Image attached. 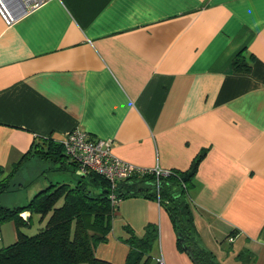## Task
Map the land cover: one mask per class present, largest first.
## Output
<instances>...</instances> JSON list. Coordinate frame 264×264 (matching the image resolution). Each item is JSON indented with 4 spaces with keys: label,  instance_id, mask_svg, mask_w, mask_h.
I'll use <instances>...</instances> for the list:
<instances>
[{
    "label": "crops",
    "instance_id": "1",
    "mask_svg": "<svg viewBox=\"0 0 264 264\" xmlns=\"http://www.w3.org/2000/svg\"><path fill=\"white\" fill-rule=\"evenodd\" d=\"M237 54L249 71L232 69ZM75 128L139 168L187 171L203 151L197 240L219 264L245 249V264H264V0H49L10 25L0 16V168ZM149 223L154 260L193 264L143 195L118 202L95 256L125 264V227L141 237Z\"/></svg>",
    "mask_w": 264,
    "mask_h": 264
},
{
    "label": "trees",
    "instance_id": "2",
    "mask_svg": "<svg viewBox=\"0 0 264 264\" xmlns=\"http://www.w3.org/2000/svg\"><path fill=\"white\" fill-rule=\"evenodd\" d=\"M232 69L249 71L242 54L235 56ZM203 154L200 152L187 171L170 170L167 175L158 177L153 173L133 174L117 181L113 188L104 176L96 172L78 171L73 184L53 182L24 206L9 208L0 204V221L14 218L17 225L29 223L20 216L24 211L41 216L50 214L38 233L25 235L19 232L14 243L0 248V264H113L96 257L94 249L107 240L118 202L139 195L158 200L171 220L178 249L186 252L193 264H219L197 240L190 202L192 179ZM32 155L49 156L53 161L68 158L62 142L52 138L34 142L20 162L10 169L9 176L0 180V194L21 161ZM71 164L78 167L73 160ZM58 169L62 168L59 166ZM3 172L5 170L0 168V175ZM112 193L116 203L110 198ZM59 201L61 204L57 205ZM125 230L129 234L124 239L129 248L125 264H161L151 255L158 239L156 224H147L141 237L136 236L130 227L126 226ZM236 259L245 264L253 261L254 254L245 249L238 253Z\"/></svg>",
    "mask_w": 264,
    "mask_h": 264
},
{
    "label": "rangeland",
    "instance_id": "3",
    "mask_svg": "<svg viewBox=\"0 0 264 264\" xmlns=\"http://www.w3.org/2000/svg\"><path fill=\"white\" fill-rule=\"evenodd\" d=\"M68 159L71 161L70 158ZM64 163V158L53 161L49 156L26 157L8 179L5 190L0 194V204L9 208L24 206L36 193L46 189L53 182L73 184L75 177L71 172L72 165L68 164L65 170L58 169L59 166L65 167ZM9 174L10 170H6L0 175V180ZM60 204L61 201L57 205ZM49 215L41 216L39 213L32 212L29 223L22 225H17L14 218L1 220L0 248L14 243L19 232L25 235L38 233L44 227Z\"/></svg>",
    "mask_w": 264,
    "mask_h": 264
},
{
    "label": "built area",
    "instance_id": "4",
    "mask_svg": "<svg viewBox=\"0 0 264 264\" xmlns=\"http://www.w3.org/2000/svg\"><path fill=\"white\" fill-rule=\"evenodd\" d=\"M49 0H0V16L7 25L41 7ZM64 152L78 164V170L96 172L104 176L113 188L117 181L126 179L133 174L153 173L156 177L167 175L170 170L155 168H139L115 157L111 152V142L95 139L83 129L70 131L62 142ZM111 200L116 203L114 194ZM158 202V200H157ZM160 263L163 262L160 260Z\"/></svg>",
    "mask_w": 264,
    "mask_h": 264
},
{
    "label": "water",
    "instance_id": "5",
    "mask_svg": "<svg viewBox=\"0 0 264 264\" xmlns=\"http://www.w3.org/2000/svg\"><path fill=\"white\" fill-rule=\"evenodd\" d=\"M30 215H31V212L30 211H24L20 214V216L23 218V220L28 223L29 220H30Z\"/></svg>",
    "mask_w": 264,
    "mask_h": 264
}]
</instances>
